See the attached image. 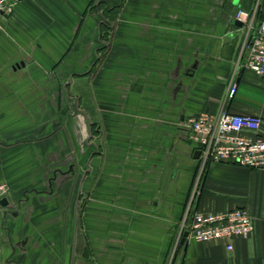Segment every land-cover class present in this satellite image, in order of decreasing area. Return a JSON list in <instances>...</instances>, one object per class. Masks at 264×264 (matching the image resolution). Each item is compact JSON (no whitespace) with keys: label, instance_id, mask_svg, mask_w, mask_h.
<instances>
[{"label":"crops","instance_id":"0c3cea01","mask_svg":"<svg viewBox=\"0 0 264 264\" xmlns=\"http://www.w3.org/2000/svg\"><path fill=\"white\" fill-rule=\"evenodd\" d=\"M255 9L264 20V0H17L0 17V264H264V171L213 165L193 205L184 125L226 109L261 117L264 137V79L237 68L235 14ZM188 206L244 208L254 231L181 245Z\"/></svg>","mask_w":264,"mask_h":264},{"label":"built area","instance_id":"2783aa9c","mask_svg":"<svg viewBox=\"0 0 264 264\" xmlns=\"http://www.w3.org/2000/svg\"><path fill=\"white\" fill-rule=\"evenodd\" d=\"M17 0H0V17L10 16ZM235 20L242 23L243 39L237 68L253 71L264 79V20L258 10H238ZM238 91L233 78L227 99L232 100ZM188 139L195 152H199V176L192 193L194 205L202 191L201 177L217 164L227 163L252 170L264 171V137L260 134L262 118L231 113L222 109L219 114L199 113L184 121ZM9 195V190L0 188V203ZM1 210V204H0ZM182 220L181 237L197 243L232 241L247 238L254 231V220L244 208H234L220 213H204L189 206ZM229 250L232 245L228 246Z\"/></svg>","mask_w":264,"mask_h":264},{"label":"rangeland","instance_id":"374dc122","mask_svg":"<svg viewBox=\"0 0 264 264\" xmlns=\"http://www.w3.org/2000/svg\"><path fill=\"white\" fill-rule=\"evenodd\" d=\"M38 84H40V83H38ZM41 86L40 85H37V87L36 88H40ZM44 99H46L45 97H37L36 98V100L37 101H41V100H44ZM84 104H85V106H89L90 107V105H91V101L89 100H85V102H84ZM18 115L19 116H21V115H23V111H21L20 113H18ZM198 170H199V168H198ZM198 176H199V171H197V175H196V178H195V180H194V183H195V181H196V179L198 178ZM203 179H204V176H202L201 177V182H203ZM193 187V189H194V185L192 186ZM0 188H6V189H8V186H7V184L6 183H1L0 184ZM193 193V192H192ZM191 198H192V194H191ZM84 202H86V203H88L89 201H90V199L89 198H87L86 196H84V200H83ZM196 202V201H195ZM189 207V206H188ZM188 207L185 209V211H184V214H183V217H182V220L187 216V209H188ZM90 216H91V205L90 204H87V205H85V212H84V219H85V221H87L89 218H90ZM53 229H55V227H54V225H53ZM90 230H91V226L90 225H87V224H85V225H83L82 226V228H80V234H83V232L84 233H89L90 232ZM54 242V241H53ZM86 243V242H85Z\"/></svg>","mask_w":264,"mask_h":264},{"label":"water","instance_id":"95a60500","mask_svg":"<svg viewBox=\"0 0 264 264\" xmlns=\"http://www.w3.org/2000/svg\"><path fill=\"white\" fill-rule=\"evenodd\" d=\"M236 23H237V25L242 26V23H241V22H236ZM195 157H196V158L199 157V152H196V156H195ZM0 204L3 205V206L7 205V200H5V199L2 200ZM187 237H188V234L185 233V234H184V237H183L182 240H181V245H183V244L185 243Z\"/></svg>","mask_w":264,"mask_h":264}]
</instances>
